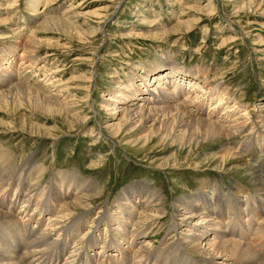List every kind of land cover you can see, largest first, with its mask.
<instances>
[{
    "label": "rangeland",
    "instance_id": "obj_1",
    "mask_svg": "<svg viewBox=\"0 0 264 264\" xmlns=\"http://www.w3.org/2000/svg\"><path fill=\"white\" fill-rule=\"evenodd\" d=\"M259 1L255 0L251 5L252 0H0V62L8 59L12 51L31 58L29 64L17 62L15 69L23 72L18 83L36 92L44 90L46 102L53 101L63 108L70 104L68 108L80 115L78 123L70 124L66 118L49 116L32 108L30 104H35V101L40 106L42 104L35 98L29 100L26 94L14 101L17 92H13L8 99L10 107L6 108L8 104L0 101V148L13 154L11 165H15L14 173L9 172V178L0 180V210L11 218L10 224H6L9 218L1 220L5 223L0 236L7 230L11 233L14 223L28 224L30 216L39 219L35 204L36 207H43V203H48L45 207L48 210L52 207L46 216L49 222L45 219L42 222L44 225L41 224L38 229L33 228L35 223L33 227L26 225L27 229L31 227L28 230L30 235L18 231V237L23 242L14 245L16 251L23 250L26 238L32 241L34 247L37 245L32 234L40 238L41 234L50 233L57 226H65L55 222L61 207L71 200H61L50 190L52 185L62 190L61 193L68 190V185L62 184L60 175H56L59 172L67 173L77 183L97 184L96 191L101 193L93 197L88 208L91 212H88L85 222L101 221L102 229H105L108 220L106 206L111 213L116 210L117 200L121 198L119 193L122 194L127 187L143 182L159 193L163 203L158 200L150 205L154 215L148 219L145 214L141 215V210L137 211L138 215L131 219L132 223L127 220L131 225L126 221L127 229L122 230L124 237L121 235L123 238L139 234L146 236V246L155 251L148 261L150 264L160 262L159 254L165 253L166 257L175 247V207L180 198L198 192L203 181L215 182L213 187L222 196L225 194L223 199L239 208L236 214L239 211L251 214L256 209V197L252 194L259 190V186L248 169L239 166V158L236 162L229 160L227 151L237 148L240 149V156L244 154L246 159L255 157L254 161L263 163L261 149L264 148L256 142V130L252 142L246 140L250 133H245L231 140L216 137L192 147L170 141L159 142L154 138L144 146L142 143L132 147L129 145L130 138L143 131L124 139L116 137L107 127L119 124L122 116L115 120L104 106L105 100L118 91L121 81L127 84L135 77L139 82L143 67L149 68L153 63H160L161 66L163 59L171 57V61L179 66L204 75L199 81L201 94L217 86L221 90L226 89L225 92L231 95L229 106L235 105L236 119L248 112V122H259V118L264 117V0ZM46 19H50L55 27L44 29ZM29 40L38 42L33 49L30 48L32 50L26 47ZM20 65L23 68L18 67ZM216 101H211L206 108L215 107ZM227 102L222 109H229ZM18 104H21L18 109H13ZM190 110L195 111L196 108L191 106ZM249 144H252L251 148ZM38 166L46 171L41 178L40 171L36 170ZM234 183L245 186L253 199L242 197L241 193L238 195ZM49 195L53 196L52 202L47 200ZM258 198L261 197L258 195ZM212 201L215 204L221 202L219 198ZM73 209L76 213L72 215L74 218L70 216L71 221L87 212L80 207ZM222 215L231 217L228 211ZM261 217L264 218V212ZM232 220L236 221L235 217ZM218 221L224 222L221 219ZM257 221L252 226L255 230L263 220ZM70 226H65L67 231ZM88 227L91 228L90 223L83 226V235L90 231ZM32 228L34 232H31ZM181 229L178 233L182 232ZM184 242L186 245L187 241ZM10 243L13 245L12 241ZM202 244L204 246L205 242ZM259 254L264 256V249ZM196 256L200 258L203 255L198 253ZM31 260L26 264H30ZM245 262L238 264H247Z\"/></svg>",
    "mask_w": 264,
    "mask_h": 264
},
{
    "label": "bare ground",
    "instance_id": "obj_2",
    "mask_svg": "<svg viewBox=\"0 0 264 264\" xmlns=\"http://www.w3.org/2000/svg\"><path fill=\"white\" fill-rule=\"evenodd\" d=\"M252 1L254 2H251L253 3L251 5H254L255 0ZM260 1L262 2V0ZM53 26L54 25L53 23H51V20L46 19L43 28L50 27V29H52L51 27ZM59 26H57V28ZM34 44L37 45L38 42H36L35 40H29L26 43L27 49L29 50L30 48L35 47ZM12 52L13 53L9 56L8 59H6L4 62L2 61V63L0 62V101L8 104L6 108L10 107L8 99L10 98L11 94L13 92H17L15 94L16 98L13 99L14 101L16 99L19 100L20 96L26 94L25 96H27L29 100L35 98L42 104V106H40L39 104H36V101L34 100L35 104H30L32 108L43 111L46 114H49V116L53 115L66 118V120H68L70 124L78 123L80 115L78 112L72 111V108H68L70 104L69 106L67 104L65 106L66 108H63L61 104L55 103L53 101L46 102L47 94H45L44 90L41 92H36L33 89L21 85L23 83H18L19 77L21 78L23 72H21L20 69H15L17 67V62L24 61L25 64H29L31 58L27 57L26 55H20L18 51ZM3 59L5 58L3 57ZM18 67L23 68L21 67V65ZM141 70L142 75L139 82L136 81L135 77L131 79L127 84H124L120 79L121 83L118 84L119 86H117L118 91L113 93L110 98H107L105 100L104 106L105 111L109 112V114L112 116V118L114 117L115 120L118 116H122V120L119 124L114 125V128L112 127V125H109L107 127V130L109 132H112L116 137H122L124 139L128 135L143 131L136 137L130 138L131 141L129 143L132 144H129L130 146L133 147V145H139L142 143L144 146L145 144L150 143L154 138L156 140H159V142L170 141L172 144L180 143L182 146L192 147L193 144H196L197 146L201 143V141L210 142V140L216 137L231 140L236 138V136H240L245 133H250L248 134V137L246 136V140H250L252 142V137L254 135V131L256 130V142L264 148V117L259 118V122L251 124L246 119L249 114L248 112H245L243 115H241L239 118L237 117L236 119V117L234 116V113H236V111H234L235 105L229 106L228 99L231 95L225 92L227 91L226 89L221 90L218 88V86H214L215 88H210L208 91H205L204 94L200 93L199 88L201 87H199V81L203 79L204 75L202 76V74L200 73L194 74L192 70L179 66L177 63L171 61V57L163 59L161 66L160 63L159 65L153 63L151 67H143ZM143 77L146 78L144 79ZM22 89L23 91L21 93L20 91ZM195 92L197 93V97L195 96ZM218 98L219 100L216 101ZM213 100L216 101L217 105L215 107L206 108L207 105ZM224 102H227L229 106L227 108L229 109L224 110L221 108L225 104ZM19 105L21 104L15 105L16 107H13V109H18ZM191 106H194L196 110L191 111ZM39 133L41 134V132ZM251 145L249 144V147ZM257 147L258 146H256V148ZM259 149L260 147H258V150ZM241 152L243 151L241 150ZM261 152L264 153V150L261 149ZM227 153L230 154V156H228L229 160L233 159L236 162V160H238L239 158L241 160V164L238 165L248 169V171L254 176L255 182L259 186V190L255 192V194L251 193L253 197H256V199L254 198L256 201V209L253 210V212L251 211L252 213L248 215H246V213H244L243 211H239L238 214H236L239 208L234 207L231 201L227 199L225 201V199H223V196L225 194H223L222 196L220 194L221 192L219 193L217 189H214L215 187H213V184L215 182L213 183L203 181L202 187L198 192L190 196H183L184 198H180V200L178 199V205H175V218L177 219V222H173L174 229L176 230V235L174 236L175 241H173V246L175 247L173 248V250L171 249L172 251L166 257L165 253L159 254V257H161L160 262L158 261L159 259L157 260L159 264H238L245 261V263L247 264H264V256L259 254L260 251L264 249V244H262L264 240V218L261 217L262 212H264V162H257L256 160L254 161L255 157L252 159L248 157L246 159L244 154L240 156V149L237 148L235 151L231 150L229 152L227 151ZM214 154L216 155L221 153ZM12 155L13 154L8 152V150L0 148V180L2 181H5L6 178H9L7 175L9 172L14 173L15 165H11V160L13 157ZM8 165L11 166L7 168ZM38 167L36 170H38V172L40 171L39 178H41L43 174L46 173V171L44 170L45 168L41 166ZM6 168L8 169V171ZM33 170L35 169L33 168ZM56 175H60L62 184L66 183L68 185V190H65L61 193L62 190L60 191L59 188L53 185L51 186L50 190L55 192V196L60 198L61 200L62 198H65L71 201L61 207V209L59 210L60 214L57 215V217L59 216L58 220L57 222H55V224L60 226L65 224L66 227L71 225L69 227V231H67L68 228L66 229L65 226V228H58L57 226L54 229L51 228L52 232L50 231V233H43L44 235L41 234L39 236L40 238L34 237L31 233L32 238L36 239L35 243L37 245H35L34 247L32 241L26 238L25 241L27 244L26 246L24 245L25 247H23V250H20L22 252L16 251L14 245H16V243L19 244L23 242V239L18 237V231L21 230L22 233L26 232L28 233V235H30L28 230L31 227H28L29 229H27L26 225L31 224L33 227V223H35L33 228L38 229L41 224H43L42 222L46 219L48 212L52 208H49L50 210L45 208L48 206V203H43V207H36L35 204V207H33L34 209H38V215L40 217L39 219L36 220L35 217L30 216L28 224L22 223V225H20L18 223H14L11 229V233L7 230V232L5 231V233H3L4 235L0 236V264H26L29 259L31 260L33 258L35 260H31L32 262L30 261V264H126V262L128 261L133 262V264H150L149 262L153 258L155 251L150 250L148 247L149 245L146 246V236H139V234L130 238H123V234L125 232L122 230L128 226L126 224L127 220H130V223H132L131 219L138 215L137 211L139 212L141 210V215L145 214V218L146 216H148V219L152 215H154L155 212L154 210H152V206L154 205L151 206L152 208H150V205L158 200L159 203H163L161 196L156 190H154L152 187H149L148 183L143 182L135 183L132 186L127 187L122 194L119 193V197L121 198L117 200L118 206L116 205V210L111 213V209L109 208V206H106L105 216H107L108 220L105 224V229H102L101 226L103 223L101 221H98L96 223L88 220L87 222H85L87 220L86 217L89 215L88 212H91V210H88V208L92 205L93 197L100 196L99 194L101 193V191L99 190L96 191L97 184H95L91 180L90 181L92 183L88 182L87 185L84 183H77L73 178L69 177L70 175L68 176V174L65 172H59ZM34 176L35 178H37L36 175ZM234 187L235 189L238 188V195L241 193L242 197L247 196L250 200L251 196L249 197V192L246 191L247 189L245 188V186L234 183ZM90 188H93V190H91ZM241 190H243V192ZM28 191L29 193L31 192L30 189ZM234 191L235 190H233V193ZM16 192L19 191L17 190ZM43 192H41V194H43ZM234 194L236 195V193ZM258 195L261 198H258ZM52 198L53 196L51 197L49 195V197L47 198L48 202H52ZM215 198L220 199V204H215L212 201ZM38 204L39 203L37 202V205ZM73 207H75V209L79 207L84 208V210L87 212L82 214L81 216H78L77 219L75 218L71 221L70 216L76 213L74 212ZM52 210H54V208ZM227 211L231 216L230 218L228 216L225 217L222 215L223 212L227 213ZM252 214L254 215V217L252 216ZM213 216L216 217L213 218ZM232 217H235L236 221L232 220ZM8 218L9 220L6 222V224H10L11 218L8 215L2 213L0 210V234L4 232L2 224L5 223V221L4 223H2L1 220H5ZM218 219L224 220V222H220L218 221ZM260 219H262L263 221L259 224L258 229L255 230L254 227H252L253 223L258 222L257 220ZM46 220H48L49 222V219ZM139 220L143 219L139 218ZM144 220L146 221V219ZM87 223H90L91 228L88 227L90 231L88 233L86 232V234L83 235L82 229L83 226ZM138 224L136 222L135 225L138 226ZM113 226L116 227L113 228ZM178 226H180V228L182 227L181 233H178V230L180 229L178 228ZM137 231L138 230L136 229V232ZM31 232H34V229L31 230ZM121 235L123 237H121ZM10 241L13 242V245L10 243ZM183 241H185L184 243H186L187 241L186 245L183 244ZM202 242H205L204 246ZM43 246H45V248H42ZM52 252H54V254ZM194 252L196 254L199 253L200 255H203L202 257H200L201 259L198 258ZM193 253L195 255H193ZM36 256H39V258ZM65 256H67L66 259Z\"/></svg>",
    "mask_w": 264,
    "mask_h": 264
}]
</instances>
